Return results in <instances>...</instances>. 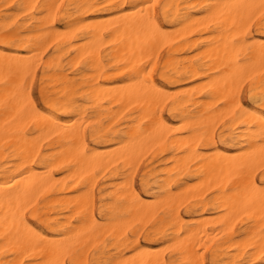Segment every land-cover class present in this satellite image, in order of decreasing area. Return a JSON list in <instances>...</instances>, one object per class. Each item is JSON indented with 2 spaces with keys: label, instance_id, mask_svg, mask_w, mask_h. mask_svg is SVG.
Listing matches in <instances>:
<instances>
[{
  "label": "bare ground",
  "instance_id": "bare-ground-1",
  "mask_svg": "<svg viewBox=\"0 0 264 264\" xmlns=\"http://www.w3.org/2000/svg\"><path fill=\"white\" fill-rule=\"evenodd\" d=\"M0 264H264V0H0Z\"/></svg>",
  "mask_w": 264,
  "mask_h": 264
},
{
  "label": "rangeland",
  "instance_id": "rangeland-1",
  "mask_svg": "<svg viewBox=\"0 0 264 264\" xmlns=\"http://www.w3.org/2000/svg\"><path fill=\"white\" fill-rule=\"evenodd\" d=\"M52 53H53V48L52 47H50L48 50H47V52H46V58L47 57H50L51 55H52ZM42 69H40L39 70V72H38V76H37V78H36V81H35V83H34V85H33V88H32V93H33V96H34V98H35V100L38 102V103H41V98H40V95H39V88H40V79H41V76H42ZM243 99L246 101L247 100V96H246V94H244V96H243ZM150 159H147L145 162H144V164L140 167V169H139V171H138V173H137V176H136V184L139 186V183H140V179H141V174H143V172H144V170H145V168H144V166L145 165H147L150 161H149ZM146 167V166H145ZM243 222H240V223H238V227L240 228V229H242L243 228ZM242 227V228H241ZM153 246H155L156 248H158V249H160L159 247H163L161 244H156V245H153Z\"/></svg>",
  "mask_w": 264,
  "mask_h": 264
}]
</instances>
